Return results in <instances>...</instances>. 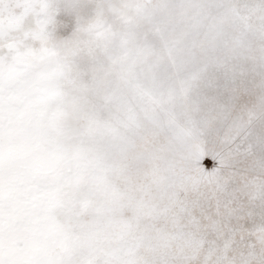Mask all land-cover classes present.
<instances>
[{
  "label": "snow or ice",
  "instance_id": "snow-or-ice-1",
  "mask_svg": "<svg viewBox=\"0 0 264 264\" xmlns=\"http://www.w3.org/2000/svg\"><path fill=\"white\" fill-rule=\"evenodd\" d=\"M0 264H264V0H0Z\"/></svg>",
  "mask_w": 264,
  "mask_h": 264
}]
</instances>
